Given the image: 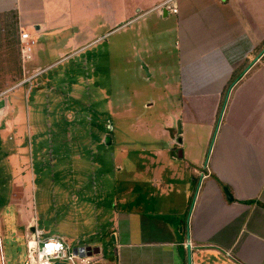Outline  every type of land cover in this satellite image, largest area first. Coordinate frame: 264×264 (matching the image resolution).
Listing matches in <instances>:
<instances>
[{"label": "rangeland", "instance_id": "374dc122", "mask_svg": "<svg viewBox=\"0 0 264 264\" xmlns=\"http://www.w3.org/2000/svg\"><path fill=\"white\" fill-rule=\"evenodd\" d=\"M232 1L230 7L217 6L224 9L218 32L227 34L237 21L255 30L243 31L240 42L229 47L226 41L215 52L207 49L205 32L196 40L204 46L181 38L179 23L196 31L198 22L189 13L179 14V23L176 15L162 17L152 10L159 0H36L35 18L45 9L63 25L39 33L33 26L31 59L23 62L18 15L0 14V93L9 90L2 97L12 100L9 93L21 86L10 89L26 79L24 67L27 75L40 72L32 85L26 81L13 93L22 95V110L7 104L0 111V264H25L30 219L46 235L65 236L72 249L100 247L103 260L94 254L91 264H117L113 216L137 208L127 188L152 187L158 159L153 152L167 149L171 133L180 129L188 155L200 157L202 169L209 165L227 92L209 93L207 73L218 68L221 75L227 67L248 64L264 48V0ZM248 38L260 42L256 49ZM219 81L216 75L213 84L221 87ZM180 115L182 125L181 117L171 123ZM21 116L23 126L14 125L11 120ZM135 176L139 179L132 182Z\"/></svg>", "mask_w": 264, "mask_h": 264}, {"label": "crops", "instance_id": "0c3cea01", "mask_svg": "<svg viewBox=\"0 0 264 264\" xmlns=\"http://www.w3.org/2000/svg\"><path fill=\"white\" fill-rule=\"evenodd\" d=\"M162 1L159 0V3ZM230 1L233 2L232 0H176L179 12L173 15L178 17V23L179 14L189 13V16L193 15V21L198 22L199 25L196 31L188 29L186 31L184 23H179V36L190 38L192 40L190 45H196V40L201 37L200 33L205 32L204 34L208 36L209 51L212 47L211 51L215 52V49L226 41L229 47H233L241 40L238 39V35H242L243 31L247 34L249 29L252 31L255 28L248 22V27H244L237 21L227 34L218 32L223 24L221 16H223L222 12L224 14V9L221 12L217 6L230 7L232 6ZM254 4L253 7L258 6L257 1ZM35 5L36 0H0V14L17 13L22 31L30 34L34 32L33 26L39 33L45 29H59L63 25L62 21H53L45 9H40L38 18H35L33 10ZM238 6L240 8V5ZM155 7L151 9L154 10ZM161 14L162 17H167L172 13L167 12L166 16L164 12ZM257 37L259 41L264 38L260 35ZM258 44L260 42L256 43L255 40L248 38V46L251 48L256 49ZM197 46L204 45L197 43ZM244 54V60L250 57L248 53ZM67 56H61L50 66L62 62ZM25 61L24 59L23 62ZM249 63H239L232 69L227 67L226 72L221 75L218 73V68L214 72L208 71L206 78L212 80L208 88L213 89H207L208 92L225 96L232 77ZM184 66H186L184 69L188 68L187 63ZM188 70L195 71L196 68ZM22 73L26 79L34 75H27L25 67ZM216 75L218 80H221L219 81L221 87L213 84ZM22 87L21 85L13 91L10 90L9 100H12L7 103L9 110H22L20 104L22 95H13L14 91ZM223 107L222 117L216 125L214 138L216 142L214 150L211 149L213 154L209 165L207 163L202 169V159L188 155L191 150H188L179 138L182 135L181 130L177 135L173 131L170 146L153 152L158 159L154 162L150 175L152 187L148 185L147 188H143L141 184L136 183L138 189L127 188L126 193L135 201L137 208L121 209L113 216L115 224L112 232L117 238L115 243L118 250L117 264H183L181 255L183 253L184 264H187L189 244L192 264H264V53L240 75ZM179 117L182 125L184 119L182 115L172 117L171 123L174 124ZM20 119L23 120V117L21 116ZM14 120L11 121L14 123ZM16 120L15 123L18 122V119ZM112 142L110 137L109 143ZM52 153L57 158L60 157L58 152ZM137 179L139 178L135 176L132 182ZM194 190L196 191L191 208ZM120 195L126 198L124 199L126 203L131 200L128 196L124 197V190H121ZM19 203L25 206L24 201ZM19 203H15L16 207ZM18 216L21 218L20 208ZM31 223V219L27 221L26 229H34ZM119 227L122 228L121 233ZM1 232L0 229L2 238ZM48 235H60L67 240L58 233ZM100 254L101 252L98 254V261L103 260Z\"/></svg>", "mask_w": 264, "mask_h": 264}, {"label": "built area", "instance_id": "2783aa9c", "mask_svg": "<svg viewBox=\"0 0 264 264\" xmlns=\"http://www.w3.org/2000/svg\"><path fill=\"white\" fill-rule=\"evenodd\" d=\"M155 9H159L161 13L167 11L172 14H177L179 12L176 0H163L155 7ZM20 41L22 45L21 52L23 59H29V53L32 49V45L34 44L31 34L29 32L22 31ZM39 73L28 77L23 82L13 86L10 90L17 86H21V84L26 81L30 82L31 79ZM2 94H0V96ZM26 238L27 253L25 264H56L58 262L65 264L93 263L91 256L75 253L66 239L60 235H46L45 231L40 229L38 225L34 226V229L26 236Z\"/></svg>", "mask_w": 264, "mask_h": 264}, {"label": "water", "instance_id": "95a60500", "mask_svg": "<svg viewBox=\"0 0 264 264\" xmlns=\"http://www.w3.org/2000/svg\"><path fill=\"white\" fill-rule=\"evenodd\" d=\"M167 15V11H164V16ZM264 53V48L263 50L255 57V59L253 61H251L249 63V65L246 67V69L244 70V72H246L252 65L253 63L259 59V57ZM243 72V73H244ZM242 73V74H243ZM238 80V79H237ZM237 80H235L229 87L228 91H227V94L225 96V103L226 104V101L228 99V96L230 94V90L231 88L234 86V84L237 82ZM5 100L4 99H1L0 100V110H2L4 107H5ZM224 108V107H223ZM221 117H222V113H221ZM220 117V118H221ZM180 130V129H179ZM217 130V128H216ZM216 134V133H215ZM227 191V189H226ZM227 194L229 195V192L227 191ZM229 198L231 199V196H229ZM33 230V229H32ZM188 264H192V257H191V245L189 244L188 247ZM74 252L75 253H81L82 255H85V256H93L94 254H99L101 252V248L100 247H93V246H90V245H85V246H82V247H75L74 249ZM56 264H65V263H61V262H58Z\"/></svg>", "mask_w": 264, "mask_h": 264}, {"label": "trees", "instance_id": "16d2710c", "mask_svg": "<svg viewBox=\"0 0 264 264\" xmlns=\"http://www.w3.org/2000/svg\"><path fill=\"white\" fill-rule=\"evenodd\" d=\"M244 71V67L234 76V77H232V79H231V81H230V83L228 84V86H227V88H229L230 87V85L235 81V80H239L240 79V75H241V73ZM227 88H226V91H227ZM226 91H225V93H226Z\"/></svg>", "mask_w": 264, "mask_h": 264}, {"label": "flooded vegetation", "instance_id": "af4514ba", "mask_svg": "<svg viewBox=\"0 0 264 264\" xmlns=\"http://www.w3.org/2000/svg\"><path fill=\"white\" fill-rule=\"evenodd\" d=\"M3 93H4V92H3ZM5 93H7V92H5ZM5 93H4V94H5ZM0 94H2V93H0ZM4 94H2V95L0 96V100H1V99H4V100H5V104L7 105V101H6L7 99H6L5 97H2ZM6 105H5V107H6ZM5 107H4V108H5ZM4 108H3V109H4ZM3 109H2V110H3ZM0 111H1V110H0ZM13 111H14V110H13ZM13 119H15V113H14V118H13ZM15 124H19V125L22 127V126H23V120L20 119L17 123L14 122V125H15ZM21 127H20L19 130H21Z\"/></svg>", "mask_w": 264, "mask_h": 264}]
</instances>
